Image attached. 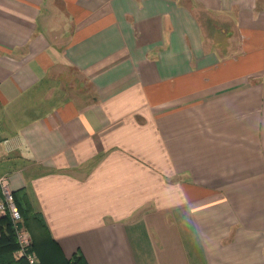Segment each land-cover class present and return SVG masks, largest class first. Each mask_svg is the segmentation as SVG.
<instances>
[{
    "label": "crops",
    "instance_id": "obj_1",
    "mask_svg": "<svg viewBox=\"0 0 264 264\" xmlns=\"http://www.w3.org/2000/svg\"><path fill=\"white\" fill-rule=\"evenodd\" d=\"M0 174L67 257L264 264V0H0Z\"/></svg>",
    "mask_w": 264,
    "mask_h": 264
},
{
    "label": "trees",
    "instance_id": "obj_2",
    "mask_svg": "<svg viewBox=\"0 0 264 264\" xmlns=\"http://www.w3.org/2000/svg\"><path fill=\"white\" fill-rule=\"evenodd\" d=\"M19 209L24 219V225L29 229L20 206ZM37 220L40 221L38 216ZM0 224L2 226L0 231V264H28L25 259L14 258L13 254L18 247V241L11 218H4ZM41 226L44 228L41 231V235L32 234L30 231L33 237V249L39 255L40 264H88L84 255L80 252H75L71 257H67L58 241L48 231L46 224L44 225L41 222Z\"/></svg>",
    "mask_w": 264,
    "mask_h": 264
},
{
    "label": "built area",
    "instance_id": "obj_3",
    "mask_svg": "<svg viewBox=\"0 0 264 264\" xmlns=\"http://www.w3.org/2000/svg\"><path fill=\"white\" fill-rule=\"evenodd\" d=\"M10 217L13 223L18 247L14 252L15 259H25L28 264H40V258L33 249V237L24 225V219L16 202L14 191L10 185V178L0 174V223Z\"/></svg>",
    "mask_w": 264,
    "mask_h": 264
},
{
    "label": "rangeland",
    "instance_id": "obj_4",
    "mask_svg": "<svg viewBox=\"0 0 264 264\" xmlns=\"http://www.w3.org/2000/svg\"><path fill=\"white\" fill-rule=\"evenodd\" d=\"M1 228H2V226H1V224H0V231H1Z\"/></svg>",
    "mask_w": 264,
    "mask_h": 264
}]
</instances>
